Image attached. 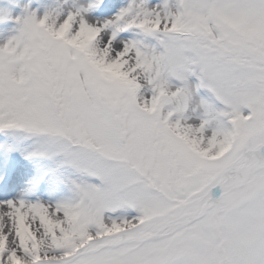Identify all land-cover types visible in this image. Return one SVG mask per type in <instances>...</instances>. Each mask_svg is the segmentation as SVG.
I'll return each instance as SVG.
<instances>
[{
  "label": "snow or ice",
  "instance_id": "snow-or-ice-1",
  "mask_svg": "<svg viewBox=\"0 0 264 264\" xmlns=\"http://www.w3.org/2000/svg\"><path fill=\"white\" fill-rule=\"evenodd\" d=\"M0 264H264V0L0 5Z\"/></svg>",
  "mask_w": 264,
  "mask_h": 264
},
{
  "label": "rangeland",
  "instance_id": "rangeland-1",
  "mask_svg": "<svg viewBox=\"0 0 264 264\" xmlns=\"http://www.w3.org/2000/svg\"><path fill=\"white\" fill-rule=\"evenodd\" d=\"M6 2V0H0V5H3ZM23 2H26V0H23ZM18 11V9H17Z\"/></svg>",
  "mask_w": 264,
  "mask_h": 264
}]
</instances>
